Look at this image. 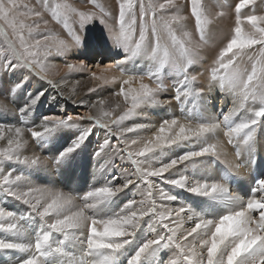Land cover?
<instances>
[{"label": "snow or ice", "instance_id": "obj_1", "mask_svg": "<svg viewBox=\"0 0 264 264\" xmlns=\"http://www.w3.org/2000/svg\"><path fill=\"white\" fill-rule=\"evenodd\" d=\"M188 2L196 36L187 30L188 16L177 0H117L115 14L101 0H80L91 5L87 10L70 0H0V71L25 69L58 87L65 79L61 71H81L86 65L65 61L61 69L52 62L55 57L94 44H110L122 56L100 74L91 73L97 86L119 84L113 96L121 99H98L84 115H47L31 126H8L3 117L18 111L25 123L23 117L44 93L37 91L16 108L0 101V194L28 213L26 217L0 204V253L15 257L9 264H264V171L247 199L230 187L241 169L253 164L257 129L264 124V11H256L257 5L264 8V0H237L230 36L203 72L194 66L207 62L201 53L213 39L211 27L229 15L227 0H216L215 13L204 0ZM96 21L103 29L93 37L89 26ZM52 24L60 25L68 39ZM136 62L146 67L126 69ZM205 74L206 84L198 83ZM170 75L176 78L171 86L166 82ZM18 87L5 96L14 105ZM213 87L232 98L233 107L220 110L219 116L205 114L206 94ZM173 103L179 115L169 114L158 123H126L145 107ZM77 121L90 126L80 127ZM73 128L78 132L58 150L55 163L67 162L94 128H102L107 136L95 155L112 148L110 138H115L114 155L130 162L131 175L81 197L34 184L33 175L49 161L39 152L26 154L30 142L42 149L62 130ZM225 145L235 149L234 160L227 159ZM169 152L175 154L169 157ZM206 162L218 166V177L200 171ZM157 181L190 194L189 199H202L195 201L196 207H169L178 195ZM131 186L141 198L116 205L118 194ZM145 226L147 234L141 232Z\"/></svg>", "mask_w": 264, "mask_h": 264}, {"label": "rangeland", "instance_id": "obj_2", "mask_svg": "<svg viewBox=\"0 0 264 264\" xmlns=\"http://www.w3.org/2000/svg\"><path fill=\"white\" fill-rule=\"evenodd\" d=\"M70 2L75 3L77 7H80L83 10H87V8H91V5H84L80 3V0H70ZM101 2L104 3L105 6L113 12V14L117 12V9H118L117 0H101ZM177 2L182 4L183 14L188 16V20L185 22L187 30L191 31L193 35L196 36L195 21H194V18H192L190 14V3L188 2V0H177ZM236 2L237 0H227V7L225 8V11H227L229 15L227 17L221 18L216 24H214L211 27V33H212L213 39L211 41L210 46L205 48V50L203 49L201 53L202 56H204L205 61L207 62L203 63L202 65L194 66L198 68L199 71L201 72L204 71V69L208 66V63L211 62V59L215 57V54L218 52L219 48L222 47L224 43H226L227 38L230 36V29L234 21V13L232 11V8ZM204 3L207 7L210 8V10L213 13L219 10V8L217 7L216 0H204ZM256 11L257 13H259L261 11H264V8H262L260 5H257ZM51 27L53 28L55 32L59 33L62 38L68 39L66 32L62 29L60 25L52 24ZM89 28L91 29L90 35L93 37H97L101 34L103 25H100L99 22L96 21V22H93V24L90 25ZM88 51L92 52L91 56L85 59L86 53ZM98 55H102V56L98 57ZM120 59H122V56L119 55L118 51L115 48H113L110 44L103 45V46L94 44L92 47H90L87 50L79 49V50L70 52L67 57H55L53 58L52 62L58 65L61 64V66H63L65 61L73 62V63L82 61L86 65V68L81 71H74L72 73H67V74H65V72H61L60 75L65 77L63 81H66L67 83H70V84L74 83V85L78 87V89H83L84 96L86 99L90 98L93 95H97L99 99H106V100H109L110 102H116L121 99L119 97L113 96V93L119 90V84H108V85L97 86L99 82L93 80V83L95 84L91 85L90 81L92 80L91 79L92 72H96L97 74H100L101 71L107 65L115 63L117 60H120ZM56 60L59 62H57ZM145 67H146V64L143 68L141 64H139L136 67V69H134L133 67L126 68V69L129 71H141ZM25 71L27 70L16 69L12 72V75H11V72L9 71H0V101H3L4 103L8 104L10 108H16L17 105L23 106L29 102L31 96H34V94L30 93V91L31 89H34L37 87L39 81L35 77L33 78L34 81H31L28 79L24 80ZM170 77H173L172 82L174 83L176 79L175 76L171 75ZM205 78H206V74H205V77H201L198 83L205 82ZM55 79L59 81L60 76L55 77ZM16 85H19V87L16 89L12 97L16 101V104L14 105V104H11L10 101L6 100L5 96L6 94L9 93L11 89L15 88ZM91 87H95L96 91L89 92L88 89ZM27 89H30V90H27ZM215 90H216V87H213L211 91L214 93ZM167 95L170 96L171 92L167 93ZM44 97L46 96L44 95L40 96L37 103L31 107L29 111L30 114L28 112L26 116H33L39 120L43 116H47V115H65V116L72 115L75 117L77 115H84L87 112L85 111L86 109H84L83 112L82 111L79 112V110L82 109V107H79L78 105L79 103L78 104L76 103V105L72 103L71 106L66 108V112L59 113L57 112V109H54L52 107L51 108L47 107L48 101L47 100L42 101V98ZM80 98L82 99V95H80ZM217 99L221 100V97L219 96L217 97ZM220 104L223 105L220 109H213L215 116H219L220 112H218V110L219 111L223 110L224 105L228 106L227 110L232 108L231 104H229V101H225V102L220 101ZM83 106L85 105L83 104ZM174 106H175V109L171 113H174L176 108L179 111V106L177 107L176 104H174ZM87 110H88V107H87ZM153 110L154 108H152L151 111L148 110V112L151 113V115L148 112L141 113L139 115L140 117L146 119V121L143 120L145 121V123L150 121V119L152 122V116L155 117L156 123H158L162 117L166 118L167 113H169V111H167V108L165 106L163 107L159 106L157 107L156 111L155 110L153 111ZM6 117L9 119V122H10L7 125L11 126V125L16 124V121L19 120L18 118L20 117V113L18 111L14 113L10 112L7 114ZM137 117H135L132 120L127 121L126 123L130 125L134 122H139V123L143 122L139 119V117L138 118ZM25 119L27 120V122H29L27 126H31L33 122H35L34 118L25 117ZM76 123L80 127L86 128L90 126V122H87V121H77ZM98 129H101V131L105 130L102 128H94L92 134L85 141L81 149H79L76 153L72 154V156L67 162H62L60 164L55 163L54 158L57 156L58 150H61L62 148L66 147L71 142V140L74 138V134L78 132L77 128L62 130V132L57 134V137L53 141V143L45 144L42 149L39 148L35 143L30 142V147L26 154H31L32 152H39L41 155L47 156L48 161H49L48 167L46 169L33 175L32 182L34 184H39V185L47 186V187L59 188L66 192H72L78 197L83 196L88 190L94 187H99L108 182H111L113 184L123 183V180L129 175H131V173L133 172V167L130 164V162H128L127 160L121 161L114 155V152L112 149L117 144V141L115 138H110V143L112 145V148H105V150L101 152L99 156L95 155V153L99 150L100 146L103 144L106 138V136L97 137ZM143 134H147V132ZM128 135L131 136L132 134H128ZM101 137H104V138L101 139ZM0 143H3V142H0ZM226 146L230 149L232 147L231 145H226ZM256 146H257L256 155H255L256 159L254 160V163L252 164L253 166L251 165L252 167H250V169L249 168L243 169L245 173L249 176V177H246V180L251 179L252 187L254 185L255 179L260 176V173L262 171H264V165L262 166V164H264L263 163L264 159H262L263 158L262 156L264 154V124H262L261 127L257 129ZM174 154L175 153L173 152L167 153L169 157L173 156ZM113 162H115V167H113ZM205 164L206 166L212 165V171L214 170L218 171V166L216 164L210 163V162H206ZM202 165L200 167V170L205 169L204 167H202ZM12 166L17 167V168L21 167L18 165H12ZM5 167L7 168L8 165L6 164ZM182 170L184 171L183 165L179 166V171L182 172ZM188 170H190L191 172L190 168ZM173 171H176V170H173ZM114 176L116 177V179H113ZM236 182L235 183L230 182V185L235 186ZM157 183L160 184L161 187H164L166 191H169V190L171 191V189H174L172 188V186L164 185L160 181H157ZM127 191L130 197H134L137 200L141 198L140 193L135 188V186H131L130 188L125 189L124 191L118 194V196L115 198L116 205H122L124 202L129 200V199L126 200ZM234 192L239 193V191H235V190ZM242 192L244 194V199H247L250 192L249 191L247 192V188ZM123 194L125 195L123 196ZM183 195H184L183 196L184 199L188 198L187 193L183 192ZM195 199L199 200L202 198H195ZM77 202L80 203V200L78 199ZM181 203L182 201H179V200L169 202V207L177 208L178 205H181ZM0 204H2L3 206L11 210L18 211L19 213L25 215L26 217L28 215L27 211L25 210L24 205L20 204L19 202L18 204L15 205L12 202H10V198L4 197L2 194H0ZM197 210H200V209L198 208ZM10 259L14 260L15 257L8 256L5 253H0V264H9Z\"/></svg>", "mask_w": 264, "mask_h": 264}, {"label": "bare ground", "instance_id": "obj_3", "mask_svg": "<svg viewBox=\"0 0 264 264\" xmlns=\"http://www.w3.org/2000/svg\"><path fill=\"white\" fill-rule=\"evenodd\" d=\"M205 50V49H204ZM207 51V50H206ZM91 51H88L87 53H86V57H85V59H87V58H89L90 56H91ZM207 54V53H206ZM102 55H98V57H101ZM99 59H101V58H99ZM57 61V60H56ZM57 62H59V61H57ZM56 62V63H57ZM64 62V61H63ZM137 63V62H136ZM135 63V64H136ZM55 64V63H54ZM135 64H133V63H128V64H126L125 65V67L126 68H134V69H136V67L139 65V64H141V66H142V68L145 66V63L143 64V63H140V62H138L136 65ZM55 65H57L58 67H63V66H61V64H55ZM62 69V68H61ZM9 72H11V75H12V72L13 71H9ZM61 72H64V71H61ZM15 73V72H14ZM24 76H25V78H24V80H26V79H28V80H31V81H34L33 80V76H31V75H28V73H27V71H25V73H24ZM171 76V75H170ZM167 77L166 78V82L169 84V85H171L173 82V77ZM70 79V78H69ZM83 79V78H82ZM71 80V79H70ZM60 81V80H59ZM30 83V82H29ZM35 83V82H34ZM202 83H206V78H205V82H202ZM32 84V83H31ZM90 84L91 85H94L95 83H93V80H91L90 81ZM34 85V84H33ZM73 88H75V93H73ZM27 90H30V89H27ZM216 90H218V91H216ZM216 90L214 91V93L211 91V92H208L207 94H206V103L204 104V108L206 109V111H205V114L206 115H210V116H215L214 115V110L213 109H220L223 105L222 104H220V101H229V104H231V107H233V103H232V98L229 96V95H227V94H225V93H221L220 91H219V89L218 88H216ZM37 91H43V95L44 96H46V97H44V98H42V101L44 100H47L48 101V104H47V107L48 108H54V109H57V112H59V113H62V112H66V108L67 107H69V106H71L72 105V101L73 100H75V101H77V104L79 103V101H81V100H83V101H85L86 103L84 104L85 106H83L82 104H78L79 105V107H82V109L81 110H79V112L80 111H82L83 112V110L84 109H86L85 111H88L87 110V105L88 104H91L92 102H96L99 98H98V96L97 95H93V96H91L90 98H88V99H86L85 98V96H84V90L83 89H78V87H76L75 85H74V83L73 84H70V83H67L66 81H60V83H59V86L58 87H53V86H51V85H48L46 82H43V81H39V83H38V85H37V87L36 88H34V89H31V91H30V93H33L34 95L37 93ZM27 93H28V91H27ZM60 93H63V95H61ZM32 94V95H33ZM31 95V94H30ZM80 95H82V99L80 98ZM168 95H167V93L166 94H164V95H162V99L163 98H166ZM221 97V100H218L217 99V97ZM69 97H71V99H69ZM40 98V97H39ZM209 98V99H208ZM209 100V101H208ZM38 101V100H37ZM43 103V102H42ZM46 103V102H45ZM174 104L175 103H173L172 105H166L165 107L167 108V111H169V113H167V115L166 116H168L169 114H175V115H179L180 114V112L177 110V108H176V110L174 111V113H171V112H173V110L175 109V106H174ZM75 105H76V103H75ZM157 107H159V106H155V107H145V109H143V110H140V112L141 113H145V112H148V110H152V108H154V110L156 111V109H157ZM177 107H178V105H177ZM227 108H228V106H226V105H224V108H223V110H225V111H227ZM231 109V108H230ZM153 110V111H154ZM229 110V109H228ZM56 111V110H55ZM218 112H220L219 110H218ZM149 113V112H148ZM29 114H30V112H29ZM150 115H151V113H149ZM149 115V116H150ZM7 116V115H6ZM3 117V122L4 123H6V125L7 124H9L10 122H9V119L7 118V117ZM12 117H14V116H12ZM26 118H34L35 119V122H39V120L36 118V117H33V116H25ZM25 117H23L24 118V121H25V123H23V124H21L20 123V120H18V121H16V124H14L15 126H27L28 125V123L29 122H27V120L25 119ZM139 117V119L141 120V121H143V120H145L146 121V119H144V118H142V117H140V116H138ZM137 117V118H138ZM147 117H148V115H147ZM145 121H143L144 123H145ZM143 122H140V123H143ZM148 122H151V119H150V121H148ZM152 123H156V120H155V117H153L152 116ZM14 125H11V126H14ZM30 125V124H29ZM148 134V133H147ZM147 134H143V135H147ZM100 136H107V132L105 131V130H102L101 131V129H98L97 130V137H100ZM67 137V136H66ZM130 137H132V138H134L135 137V134H132ZM71 138V137H70ZM69 138V139H70ZM104 137H101V139H103ZM219 138L221 139V140H223L224 138H223V136H222V134L219 136ZM72 139V138H71ZM67 140V139H66ZM53 143V142H52ZM231 147V146H230ZM225 148H226V153H227V159H229V160H234L235 159V156L233 155V153L235 152V149L233 148V147H231V149L230 148H228L226 145H225ZM49 149V148H48ZM256 149H257V146H256ZM233 152V153H232ZM263 158L262 159H264V154H263V156H262ZM255 159H256V157H255ZM254 163V162H253ZM264 163V162H263ZM95 164V163H94ZM202 165V164H201ZM201 165H200V167H201ZM264 164H262V166H263ZM253 166V165H252ZM252 166H250V167H252ZM202 167H204L205 169L204 170H200V171H204L203 173L204 174H206V175H208V176H210V177H218L219 176V172L218 171H216V170H214V171H212V165L211 166H206V164L204 163L203 165H202ZM250 167H248L249 169H250ZM191 169V168H190ZM216 169V168H215ZM247 169V168H246ZM183 171V170H182ZM191 171H192V169H191ZM48 173V172H47ZM188 173L189 174H191V172H190V170H188ZM246 173H245V171L243 170V169H241V176L240 177H238L237 178V182H236V185L235 186H233V185H230V187L232 188V189H234L235 191H239V193H237V192H235V193H237L238 195H240L241 197H243L244 198V194H243V192L242 191H244L246 188H247V192L249 191L250 192V187L252 188V185H251V179H249V180H246V177H249L247 174L245 175ZM233 190V191H234ZM170 191V190H169ZM130 193H132V192H130ZM170 193L171 194H173V195H178V200L179 201H182V203L181 204H191L193 207H196V203H195V201H197L194 197L193 198H191V199H189V194H188V198H186V199H184V195H183V192L181 191V190H179V189H171V191H170ZM246 193V192H245ZM126 194V193H125ZM125 194H123V196L125 195ZM133 195V194H132ZM132 198H134V197H130L129 196V194H128V191H127V198H126V200L127 199H132ZM183 198V199H182ZM10 202H12L13 204H18V202L16 203V201H14L13 199H11L10 198ZM180 205H178V207H179ZM177 207V208H178ZM173 208V207H172ZM176 208V207H175ZM198 209V208H197ZM199 211V210H198ZM141 232H143V233H145V234H147V228H146V226L145 227H142V229H141ZM142 237H141V233L139 232V234H138V236H137V241H139L140 239H141ZM148 238H150V236L148 237ZM8 256H10L9 254H7ZM4 259V258H3ZM2 259V260H3ZM123 259V258H122ZM11 260V259H10ZM3 262V261H2Z\"/></svg>", "mask_w": 264, "mask_h": 264}]
</instances>
